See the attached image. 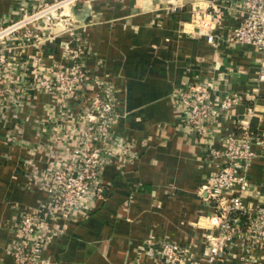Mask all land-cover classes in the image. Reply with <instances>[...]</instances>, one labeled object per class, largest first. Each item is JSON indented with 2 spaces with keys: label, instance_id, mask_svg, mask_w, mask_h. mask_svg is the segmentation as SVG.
Wrapping results in <instances>:
<instances>
[{
  "label": "crops",
  "instance_id": "crops-1",
  "mask_svg": "<svg viewBox=\"0 0 264 264\" xmlns=\"http://www.w3.org/2000/svg\"><path fill=\"white\" fill-rule=\"evenodd\" d=\"M208 1L85 0L82 9L89 15L85 21L83 14L71 15L72 31L44 26L39 41L18 35L11 47L0 49L16 84L35 81L36 64L67 68L76 59L87 73L104 76L116 96L113 132L136 154L131 162L106 166L102 197L87 217L49 220L60 229L42 252L51 264H168L156 250L163 241L191 246L201 264H264V247L253 258L240 245L215 260L204 257L215 212L206 186L223 161L211 158L210 149H222L234 132L250 129L264 136V52L227 41L237 23L231 14L237 0L215 1L223 19L209 20L217 35V43H210V28L203 33L194 23V11ZM37 2L0 0V24L21 18ZM200 84L212 100L228 93L241 97L203 137L187 124L178 100L181 90ZM90 97L88 90L66 101L31 89L13 98L1 117L0 264H12L18 218L44 215L47 193L38 176L51 166L55 147H66L67 123ZM251 148L258 157L249 167L252 186L245 205L264 200V150L256 142ZM234 215L245 228L247 214Z\"/></svg>",
  "mask_w": 264,
  "mask_h": 264
},
{
  "label": "built area",
  "instance_id": "built-area-1",
  "mask_svg": "<svg viewBox=\"0 0 264 264\" xmlns=\"http://www.w3.org/2000/svg\"><path fill=\"white\" fill-rule=\"evenodd\" d=\"M85 0H38L37 6L21 18L0 24V49H8L18 35L27 42L41 39L44 26H63L74 29L70 8ZM208 1L206 8L194 11V23L207 31L210 43H217L213 33L215 24L223 19L222 5ZM228 1V0H226ZM237 23L231 27L228 42L248 44L264 52V0H237L231 11ZM229 14V15H231ZM208 30V29H207ZM8 56L0 51V120L8 112L10 101L31 89L54 93L66 101L79 99L90 91L86 106L73 115L65 129L66 147L52 154L51 166L38 176L39 184L47 193L40 212L22 214L15 227L16 241L11 249L12 264H51L42 252L50 239L60 233L59 219L85 218L96 208L104 190V170L114 160L131 162L135 151L126 140L113 132L117 113L115 91L104 76L89 74L81 59L69 67L53 66L39 69L38 77L30 84L13 83V72L8 71ZM264 75L261 76V79ZM180 110L187 124L202 137L222 115L228 114L241 101L237 93L212 100L207 86L191 85L178 93ZM253 142L264 150V136L248 129L242 135H228L222 149H210L211 158H221L219 169L211 176L207 198L215 212L210 216L211 231L205 235L204 257L215 260L227 248L240 245L253 258L256 250L264 247V200L256 205H245L243 199L251 194L249 167L258 153ZM42 209V210H43ZM238 211L247 214L242 228ZM215 231V232H214ZM154 243H150L153 247ZM168 264H201L191 246L163 241L156 249Z\"/></svg>",
  "mask_w": 264,
  "mask_h": 264
},
{
  "label": "water",
  "instance_id": "water-1",
  "mask_svg": "<svg viewBox=\"0 0 264 264\" xmlns=\"http://www.w3.org/2000/svg\"><path fill=\"white\" fill-rule=\"evenodd\" d=\"M82 7H83V2H78L76 5H74L70 8V13H71L72 17H75V18H76V15L78 16L80 14H83L81 20L85 21L89 14L87 12H85L82 9Z\"/></svg>",
  "mask_w": 264,
  "mask_h": 264
}]
</instances>
